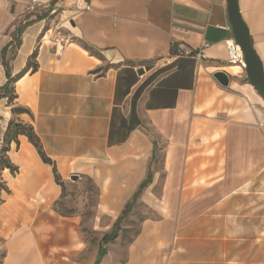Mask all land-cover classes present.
Here are the masks:
<instances>
[{
  "label": "crops",
  "instance_id": "1",
  "mask_svg": "<svg viewBox=\"0 0 264 264\" xmlns=\"http://www.w3.org/2000/svg\"><path fill=\"white\" fill-rule=\"evenodd\" d=\"M238 7L264 73V0ZM25 21L9 65L18 73L37 47V70L14 84L30 114L0 99V145L10 119L31 124L64 182L84 175L99 188L96 218L111 226L151 173L137 202L155 217L124 246L109 242L98 264H264V100L228 62L227 0H0V51ZM178 42L203 58H175ZM6 79L0 59V86ZM18 141L7 153L18 171H1L0 234L12 236L3 264H41L42 243L67 253L60 264H96L98 248L87 254L73 237L74 218L51 208L61 193L51 166Z\"/></svg>",
  "mask_w": 264,
  "mask_h": 264
},
{
  "label": "rangeland",
  "instance_id": "2",
  "mask_svg": "<svg viewBox=\"0 0 264 264\" xmlns=\"http://www.w3.org/2000/svg\"><path fill=\"white\" fill-rule=\"evenodd\" d=\"M43 11L44 9L40 11V14H48L49 12L48 10L47 12ZM50 22L51 21L48 20L46 21V30L49 29ZM51 34H53V32L49 33V35ZM98 195L99 188L90 179L78 175L77 179L68 178L65 181L63 184V192L57 200L56 208L54 204V206L51 207L53 211L56 209L57 214L68 215L63 217L74 218L75 228L72 229L73 237L75 239H83L88 243L87 254L92 252L94 248H98L99 239L104 233L109 232L111 228L108 219L96 218ZM251 195L255 194L249 193V203L247 206L249 211H254L256 204L255 199H250ZM233 210L239 212L240 210H243V207L241 208L240 204H236ZM155 214V210L150 205L142 203L136 204L134 209L122 220L116 242H119L124 246L137 234L141 222L147 217H155ZM27 222L30 224V221ZM5 225L6 223H1L0 227L3 228ZM11 237L12 236L0 234V264H3V260L7 255V245ZM262 238H264V236ZM107 246L108 245H106V247ZM39 248V259L41 264H60L70 262L63 257L66 256L67 253H63L61 257H55L50 252V247L47 243H42ZM85 255L76 258L82 260ZM117 264L121 263L118 262Z\"/></svg>",
  "mask_w": 264,
  "mask_h": 264
},
{
  "label": "trees",
  "instance_id": "3",
  "mask_svg": "<svg viewBox=\"0 0 264 264\" xmlns=\"http://www.w3.org/2000/svg\"><path fill=\"white\" fill-rule=\"evenodd\" d=\"M45 17H47V14L43 13V14L37 15L35 20H42ZM31 22L32 21H25L24 24L19 23V25H17V27L15 28V31H14L15 34H14L13 39L8 44H6L0 51L1 63L4 67L5 75L7 78L6 82L2 86H0V99L1 98L7 99V103L11 106V113L13 115H19V114H23V113L30 114V111L26 107H23L21 105H17L14 103L15 98L17 97V94L15 92V88H14V84L19 78H21L27 72H34L35 70H37V67H38V64L36 61L37 47H35V49L29 55L24 67L18 73L14 74V75L11 74V68L9 65V60L12 59L15 48H17L20 44V35H21L23 29L26 26H28ZM78 42L90 54L95 55L96 57H98L100 59H103V56L101 55V53L98 50L94 49L93 47H91L90 45H88L87 43H85L83 41L79 40ZM9 46H11V48H13V49L11 50L9 57H7V50L9 48ZM172 51H173V45H171V52ZM108 67H109V65L106 64L104 66H101V67L95 69L94 72L95 73H98V72L102 73ZM20 135L25 136L27 138L28 142L33 145V147L36 149V151H37L40 159L42 160V162L49 164L51 166L54 181L57 185L60 186V189H61L60 196H61L62 192H63V184L65 182L61 179V176L59 175V173L57 171L55 162L53 160H51L45 154L43 147H42V144L40 142V139L37 136V134L35 133L32 125L29 123H23V122L15 119V118H12L8 121V123L5 127V130L2 134L1 145H0V191H2V190H5L6 192L9 191L6 187V185L4 184V182L2 181L1 171L4 169H8L11 174H15L18 171L17 166L14 165L10 161L7 153L9 151L10 144L12 142H14L16 144V146L18 145V142H19L18 136H20ZM80 176L91 180V178H89L87 176H84V175H80ZM150 180H151V173L149 171L147 174V177L139 184L138 188L133 193L131 199L125 204L123 210L118 215V217L115 219L114 223L112 224V226L110 228V231L104 233L101 236V238L99 239L96 264H98L100 259L106 253V245L118 237V232L120 230V225H121L122 220L125 218V216L130 211H132L134 209L136 204H140L139 202H137V199H138L142 189L150 182ZM60 196H59V198H60ZM57 200L53 203L55 205V208L57 205ZM53 204H52V206H54ZM54 211L56 212V209ZM59 215L68 216V215H62V214H59Z\"/></svg>",
  "mask_w": 264,
  "mask_h": 264
},
{
  "label": "water",
  "instance_id": "4",
  "mask_svg": "<svg viewBox=\"0 0 264 264\" xmlns=\"http://www.w3.org/2000/svg\"><path fill=\"white\" fill-rule=\"evenodd\" d=\"M227 13L233 38L243 54L247 81L264 100V73L261 61L252 47L248 29L239 13L238 0H227ZM138 73H143V69L139 68ZM213 76L221 85L228 84L229 77L225 72L217 71ZM72 178L77 179L78 176L75 175Z\"/></svg>",
  "mask_w": 264,
  "mask_h": 264
},
{
  "label": "built area",
  "instance_id": "5",
  "mask_svg": "<svg viewBox=\"0 0 264 264\" xmlns=\"http://www.w3.org/2000/svg\"><path fill=\"white\" fill-rule=\"evenodd\" d=\"M204 47H207L206 43H203L202 48ZM226 49L228 55V62L230 64L240 65L244 68L245 64L243 62V54L240 49V46L235 42L234 38H229L226 40ZM172 54L175 58L181 56L191 57L196 60H201L203 58V52L201 48L193 49L182 42L173 43Z\"/></svg>",
  "mask_w": 264,
  "mask_h": 264
}]
</instances>
